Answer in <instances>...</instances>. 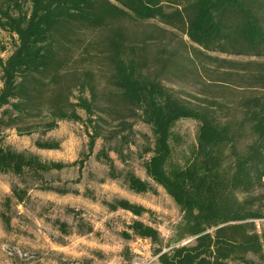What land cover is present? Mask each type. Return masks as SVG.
Wrapping results in <instances>:
<instances>
[{
	"label": "trees",
	"instance_id": "trees-1",
	"mask_svg": "<svg viewBox=\"0 0 264 264\" xmlns=\"http://www.w3.org/2000/svg\"><path fill=\"white\" fill-rule=\"evenodd\" d=\"M0 30L14 40L5 58L6 47L0 45V174L41 180L68 166L3 145L5 130L46 134L59 121L82 122L92 129V151L100 123H116L112 133L118 134L139 119L150 129L140 149L146 179L117 172L103 149L96 156L107 164L109 177L121 176L132 193H154V186L164 190L180 213L177 244L163 249L159 230L141 219L151 214L144 206L123 198L103 201L111 212L137 217L122 237L150 242L158 264H264V229L256 225L264 220V0H0ZM167 32L186 37L190 45L182 43L183 52L168 49ZM150 44H161L156 55L148 53ZM210 53L248 61L234 63ZM204 61L230 69L209 70ZM189 65L195 74L203 70L247 94L236 96L233 108L215 96L187 101L163 80ZM98 72L110 88L104 107L98 105ZM181 119L197 123L184 164L171 160L172 130ZM34 145L59 149L57 141ZM111 150L121 155L118 148ZM28 189L11 185L5 204L22 203ZM0 218L8 227L10 215L2 212ZM55 222L65 233L66 224Z\"/></svg>",
	"mask_w": 264,
	"mask_h": 264
},
{
	"label": "rangeland",
	"instance_id": "rangeland-1",
	"mask_svg": "<svg viewBox=\"0 0 264 264\" xmlns=\"http://www.w3.org/2000/svg\"><path fill=\"white\" fill-rule=\"evenodd\" d=\"M165 35L168 49L183 52L182 43H186L187 47L190 45L186 37L170 32ZM13 42L9 33L0 30V45L6 47L2 54L4 58L10 53ZM150 45L148 53L156 55L161 44ZM210 55L234 63L248 61L242 56ZM203 64L209 70L219 72L230 69L227 64L208 61ZM96 76L100 91L98 105L104 107L107 104L104 93L110 88L106 85L104 74L98 72ZM163 84L192 103L215 96L217 101L228 103L231 108L241 94H247L235 85L223 86V83L207 77L203 70L201 74H195L190 65L179 74H168ZM98 114L109 121L96 111L95 116ZM79 115L85 122V113L79 111ZM100 125L101 135L95 140L92 151L88 149V133H92V129L82 122L59 121L57 127L46 134L39 131L19 134L14 129L4 131L3 145L31 152L41 160L59 161L68 166L44 174L41 180L28 175L20 179L11 174H0V214L5 212L11 217L8 227L0 218V264H158L150 242L122 237L121 232L137 217L123 210L111 212L102 204L115 198L127 199L151 211L150 215L141 219L159 230L164 250L177 244L174 229L180 221V213L164 190L154 186V193L134 194L126 188L121 176L110 178L107 164L96 156L103 149L112 159L117 172L129 170L146 179L143 168L146 156H140V149L145 144V137H150L149 127L137 119L132 122L130 130L114 134L112 131L119 128L116 123L109 121ZM196 128L197 123L191 119L176 122L171 138L172 162L185 163L195 145ZM36 140L57 141L59 149H38L34 145ZM113 147L121 150L120 156L111 150ZM13 184L29 189L22 203L12 200L7 206L5 197L11 196ZM45 186L69 192L59 194L44 190ZM55 221L66 224L65 233L58 229ZM256 225L258 229H264V220L256 221ZM88 227H91V232H86ZM124 250L127 253L123 254Z\"/></svg>",
	"mask_w": 264,
	"mask_h": 264
},
{
	"label": "built area",
	"instance_id": "built-area-1",
	"mask_svg": "<svg viewBox=\"0 0 264 264\" xmlns=\"http://www.w3.org/2000/svg\"><path fill=\"white\" fill-rule=\"evenodd\" d=\"M4 54V53H3ZM140 241V240H139Z\"/></svg>",
	"mask_w": 264,
	"mask_h": 264
}]
</instances>
